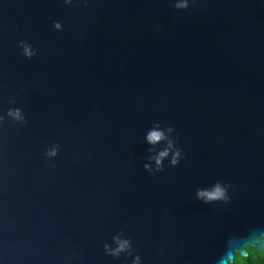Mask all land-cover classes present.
<instances>
[{
	"label": "water",
	"instance_id": "95a60500",
	"mask_svg": "<svg viewBox=\"0 0 264 264\" xmlns=\"http://www.w3.org/2000/svg\"><path fill=\"white\" fill-rule=\"evenodd\" d=\"M261 234L264 0H0V264H223Z\"/></svg>",
	"mask_w": 264,
	"mask_h": 264
},
{
	"label": "clouds",
	"instance_id": "9594fccd",
	"mask_svg": "<svg viewBox=\"0 0 264 264\" xmlns=\"http://www.w3.org/2000/svg\"><path fill=\"white\" fill-rule=\"evenodd\" d=\"M177 8H186V3H179L176 5ZM57 28L60 27L59 24L56 25ZM24 54L26 56L31 57L33 55L30 48L25 47ZM10 116H13L16 119H20L21 115L19 110L15 112H9ZM158 127V126H157ZM172 129L169 128L168 132L171 133ZM167 137L165 133L160 130H152L149 132L147 136V141L151 145H157L159 142L166 140ZM173 147L171 141H168V147L164 150L160 151L157 156H154L153 159L155 160L157 170L162 168L163 160L168 157L169 150ZM50 156H55L56 152L53 150L49 153ZM180 157V152L177 150L175 155L173 156L171 163L172 165H176L178 163ZM145 168L151 171L150 165H145ZM199 199L204 200L205 202H212V201H221L226 200V190L220 185H215L211 190H201L197 193ZM258 239L264 241V234L258 236ZM115 242L117 243L118 247L114 251H110L111 255H119L121 252L125 251L129 248V242L126 240H121L119 237L115 238ZM107 249V246H105ZM256 256L264 257V247H257L253 243H246L244 245L243 252L239 249H231V255L227 256L223 264H241L242 261H247L250 257L255 258Z\"/></svg>",
	"mask_w": 264,
	"mask_h": 264
},
{
	"label": "trees",
	"instance_id": "16d2710c",
	"mask_svg": "<svg viewBox=\"0 0 264 264\" xmlns=\"http://www.w3.org/2000/svg\"><path fill=\"white\" fill-rule=\"evenodd\" d=\"M241 264H264V257H250L247 261H242Z\"/></svg>",
	"mask_w": 264,
	"mask_h": 264
}]
</instances>
